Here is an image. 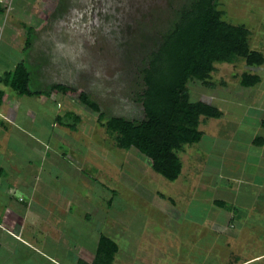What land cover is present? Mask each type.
<instances>
[{
	"label": "rangeland",
	"instance_id": "1",
	"mask_svg": "<svg viewBox=\"0 0 264 264\" xmlns=\"http://www.w3.org/2000/svg\"><path fill=\"white\" fill-rule=\"evenodd\" d=\"M3 1L0 68L5 59L1 52L5 54L9 45L2 36L12 30L13 40L17 30L25 53L21 48L10 60L18 62L24 56L31 89L49 93L21 97L0 84L5 102H27L33 112L29 115L25 107L20 109L19 128L8 135L0 128L4 158L8 153L15 163L36 166V157L31 155L39 146L36 141H49V160L43 162L45 169L36 182L35 194L50 196L56 202L47 204L54 225L34 227L39 236L36 245L63 264L95 262L96 242L102 235L119 246L113 264H235L259 255L261 258L243 264H264V185H260L264 182L259 179L257 154L251 153L254 149L247 143L250 136L263 132L251 120L253 111L242 120L240 107L235 104L253 102L257 106L264 102V65L251 66L235 57L214 63L206 83L196 79L187 83L190 102H221L224 116L232 112L235 120L204 121L201 143L187 145L180 152L182 174L172 182L156 173L151 161L137 149L119 148L114 137L99 125L98 114L79 101V96L87 94L108 117L145 120L144 107L136 100L146 89L143 71L163 47L190 0ZM216 10L223 13L227 23L245 26L250 32L249 47L264 56V0H218ZM29 37L32 45L27 49ZM244 73L260 76V84L243 87ZM53 85L77 93H57L51 90ZM239 129L243 131L234 136ZM226 137H232L235 145ZM210 141L212 149L206 152L203 146ZM12 150L17 155H12ZM230 150L248 152L244 158H249L239 160ZM209 158L220 161L225 173L235 170L238 176L251 174L259 182L220 179L218 167L209 164ZM17 169L20 173L21 168ZM217 198L240 212L236 219L239 226L234 221L233 228L219 226V212L220 216L227 212L214 204ZM69 203L71 210L65 213L62 207ZM244 214L247 223L246 216L239 219ZM75 232H80L82 245L90 254L70 250L42 235L57 238L66 234L65 238H72L76 236L70 234ZM42 238L50 240L47 246ZM56 246L62 249L56 251ZM3 256L4 264H17L18 259ZM30 263L49 264L37 255Z\"/></svg>",
	"mask_w": 264,
	"mask_h": 264
},
{
	"label": "trees",
	"instance_id": "2",
	"mask_svg": "<svg viewBox=\"0 0 264 264\" xmlns=\"http://www.w3.org/2000/svg\"><path fill=\"white\" fill-rule=\"evenodd\" d=\"M217 2L190 0L181 11L182 16L175 28L165 38L163 47L152 55L148 68L143 71L146 89L136 98L144 107L145 120L108 117L87 94L79 96V101L98 114L99 125L114 137L119 148L137 149L151 161L156 173L172 182L182 174L180 152L185 146H194L202 140V122L219 119L223 115L214 105L190 102L187 83L194 79L206 83L214 71V63L229 62L235 57L243 58L251 66L264 65V56L249 47V30L223 20V13L216 10ZM31 45L32 38L29 37L27 49ZM260 82L258 75H242L243 87H255ZM0 84L21 97L49 95L31 89V73L25 62L0 75ZM51 90L66 95L77 93V90L63 85H53ZM5 96V91L0 89V108ZM76 121L80 118L76 117ZM68 127L72 129V125ZM258 141L264 142V138ZM214 204L227 211L233 210L221 199L215 200ZM118 251V244L102 235L94 264H113ZM104 260L107 262L103 263Z\"/></svg>",
	"mask_w": 264,
	"mask_h": 264
},
{
	"label": "crops",
	"instance_id": "3",
	"mask_svg": "<svg viewBox=\"0 0 264 264\" xmlns=\"http://www.w3.org/2000/svg\"><path fill=\"white\" fill-rule=\"evenodd\" d=\"M3 3L4 1H0V7ZM2 23L3 21H1L0 19V27H1L0 31H2L3 28L5 30V24H2ZM13 32L14 31L9 30V33L7 35L4 34V36H2V38L5 39V42L9 43V45L6 46L4 50L5 54L1 52V55H3L5 59H4L2 67L0 68V75L5 74L6 72L13 71L16 65L23 61L24 56L20 57L18 62H14L10 60V57L16 54L17 50L21 48H22V54L25 53L24 51L25 47H22L23 43L21 41V38L19 37L18 39L17 37L19 36L17 35V30H15V38L12 40L11 34H13ZM25 39L26 37H24V40ZM16 45L17 46L19 45V46L15 47ZM251 99H252V96H251ZM23 103L25 102H18L17 100H12L11 102H5L4 100L2 107L0 108V128L1 129L5 128L4 135H8L7 132L11 133L13 129L19 128L17 125V120L19 119L18 114H19L20 109L25 107L27 110V111L25 110L27 114L33 115V112L31 111L32 108L30 107V105L26 102L25 103L26 106H25L23 105ZM220 103L221 102H214V104H211V105L216 106L222 112V110L219 108ZM235 104L238 107H240L239 110L242 112L240 117L242 118V120L247 119L249 113L253 111L251 113L253 119L251 120L254 122V124L257 125L258 128H261V131L263 132V135H260V136H258L257 134L250 136V139H248L247 143L249 145H252L254 149L251 153L253 155H255V153L257 154L255 161L258 164V170H260L259 179H261V182H264V142L258 141L259 138H264V102H261L257 106L253 102H245V103L239 102V104L238 102H236ZM240 104H246V106H242ZM254 105L256 108H253ZM229 111H232V109ZM222 114H223L222 117L219 118L221 121H223V119L224 120H228V119L235 120L234 119L235 116L232 115V112L227 113V118L224 116L223 112ZM56 117L57 116H54V119ZM202 123L203 124H201L200 128L204 126V122ZM5 124H8V126H5ZM242 131L243 130H240V129L235 130L234 136L240 134ZM0 135L2 134L0 133ZM204 135H205V132H204ZM7 138H9V136ZM227 139L230 141V143H232L233 146L235 145L234 144L235 142L233 141L232 137H231L232 141L229 138ZM39 140L36 141V143L39 146L34 147L32 151H34L35 153L31 154L36 157V161H37L36 166L15 163L14 162L15 160H12V158L8 155V153H7V156H5L4 158V154L0 152V264H4V261H5L3 260V257H4L3 254H5L6 258L8 259H11V260L18 259L17 264H20L22 262L24 263L28 262V264H31L30 261L36 255L41 256L49 264H53V263L63 264L59 262L56 259V257L51 256L44 251L43 245L47 246L50 240L46 242V240L42 238L44 240L42 241L43 245L41 246L43 249L38 247V245H36L35 243L36 238H39L37 232H35L36 230L34 228L35 226L38 225L40 228L44 229L45 227L49 228L54 225L51 222V216H52V214L50 213L51 209L47 204L56 203L54 200H52L50 196L49 197H37L35 194V188L37 186L36 182L38 181L39 177H42L41 173L44 172V170L42 169H45V167H43L44 165L43 162L49 160L48 156L46 155V152L50 151L49 141L46 142L43 139H39ZM229 141H227L224 144L225 145L228 144ZM212 146H213V143L210 141V143L207 144V147L203 146V149L206 152H208L210 149H212ZM228 146H229L228 148L231 147L230 145ZM15 151L17 152V149H15ZM15 151L14 150L11 151V152H14L12 155H17ZM230 151H231V155H236L239 158V160L243 161L249 158V157L244 158V154L245 156L249 155L248 152L245 153L244 151H240V150H230ZM208 163L211 164L213 167L214 166L218 167V175L220 179H224L230 182H236V181H241V180L248 181L247 179L249 178L252 181L255 180L256 184L259 182L258 179L256 181V178L252 177L251 174L247 175L246 177H243V175L238 176L236 175L235 170H233L232 173H230V171L225 173L226 171L225 169L224 171L221 170L220 161L217 162L214 159L209 158ZM16 165L21 168L20 173H18L19 169H17ZM235 169H237V167H235ZM40 182H41V179L39 180V183ZM260 185H264V183ZM56 200L58 199L56 198ZM62 208L64 209L65 213H69V211L71 210L70 203L67 206H64ZM217 212L219 211H216L215 213ZM225 212L227 213H224L223 216H220L222 215L221 212H219L220 214H218L219 221H221L220 223H218L219 226H221L222 228L223 227L226 228V226H232V228L235 225L239 226V223L238 221H236V219H238L240 212L238 213L237 211H234V210H228V211L225 210ZM247 214H248V217L251 216V213H249V211ZM247 214L240 216L239 219L246 216L244 219L246 220L245 223H247V219H248ZM233 221L235 222V225L231 224V222ZM252 224H254V227H255L256 224L255 223H252ZM45 232H46V229H45ZM79 233L77 232H75L74 234L71 233L70 234L71 236H76L72 238L71 237L65 238L64 235L66 234H61V236L58 235L57 238L48 233H46V235L42 233V235L43 237L50 236L51 237L50 239L55 244H59V245L63 244L64 247L68 246L69 248H71L70 250L73 249V250H77V252L87 253L89 251L87 248L86 250L83 247L82 245L83 239L80 237L81 234ZM98 243L99 241L97 240L96 242L97 247H98ZM72 246H74V248H72ZM53 248L56 251H60L62 249L61 247H58V246L53 247ZM49 250H52V249H49ZM88 254H90V252ZM261 256L262 255H259V256L250 258L242 263H235V264H243L245 262H250L252 260L261 258ZM79 257L81 261L84 260L82 254L81 256L79 255ZM95 257L96 255L94 256V258ZM19 261H22V262H19ZM92 264H94V262Z\"/></svg>",
	"mask_w": 264,
	"mask_h": 264
},
{
	"label": "clouds",
	"instance_id": "4",
	"mask_svg": "<svg viewBox=\"0 0 264 264\" xmlns=\"http://www.w3.org/2000/svg\"><path fill=\"white\" fill-rule=\"evenodd\" d=\"M0 1H3V0H0Z\"/></svg>",
	"mask_w": 264,
	"mask_h": 264
}]
</instances>
